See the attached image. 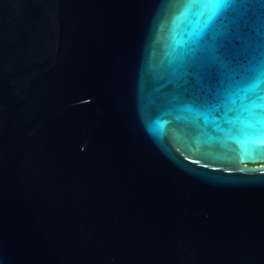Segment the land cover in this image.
Wrapping results in <instances>:
<instances>
[{
  "label": "water",
  "instance_id": "95a60500",
  "mask_svg": "<svg viewBox=\"0 0 264 264\" xmlns=\"http://www.w3.org/2000/svg\"><path fill=\"white\" fill-rule=\"evenodd\" d=\"M0 264H264V0H0Z\"/></svg>",
  "mask_w": 264,
  "mask_h": 264
}]
</instances>
